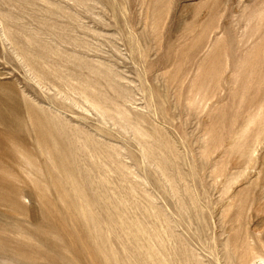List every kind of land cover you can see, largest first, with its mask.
Instances as JSON below:
<instances>
[{"label":"rangeland","instance_id":"rangeland-1","mask_svg":"<svg viewBox=\"0 0 264 264\" xmlns=\"http://www.w3.org/2000/svg\"><path fill=\"white\" fill-rule=\"evenodd\" d=\"M0 264H264V0H0Z\"/></svg>","mask_w":264,"mask_h":264}]
</instances>
